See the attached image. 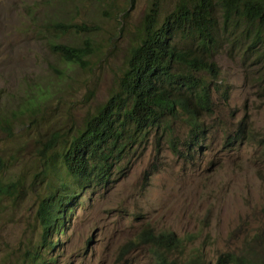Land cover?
Instances as JSON below:
<instances>
[{
    "label": "rangeland",
    "instance_id": "obj_1",
    "mask_svg": "<svg viewBox=\"0 0 264 264\" xmlns=\"http://www.w3.org/2000/svg\"><path fill=\"white\" fill-rule=\"evenodd\" d=\"M159 1L161 18L174 0ZM148 3L0 0V121L7 116L10 123L0 127L5 160L0 178H17L21 189L31 190L24 197L0 196V264H154L143 245L119 251L146 223L155 230L191 233L188 250L199 247L206 258L237 248L249 234L264 237V147L258 144L264 141V99L253 93L236 60L221 54L216 61L229 94L226 105L215 107L211 147L182 159L163 142L149 140L144 150L139 145L127 156L129 168L121 178L107 190L85 192L63 218V228L52 226L40 242L35 207L42 154L36 146L45 147L53 132L59 138L70 135L84 109L104 99ZM57 20L90 23L95 31L57 37ZM84 37L89 54L83 67L60 63L48 48L50 41L78 43ZM39 86L47 90L45 98L33 110L19 111ZM242 116L249 125L243 140L234 134ZM59 173L48 170L51 179ZM51 239L55 244L49 245Z\"/></svg>",
    "mask_w": 264,
    "mask_h": 264
},
{
    "label": "trees",
    "instance_id": "obj_2",
    "mask_svg": "<svg viewBox=\"0 0 264 264\" xmlns=\"http://www.w3.org/2000/svg\"><path fill=\"white\" fill-rule=\"evenodd\" d=\"M160 5L159 0H149L123 67L104 99L92 109H84L70 135L59 138L53 132L44 141L45 147L37 144L48 193L35 207L40 242L48 225L63 220L74 207L77 189L97 192L110 188L124 175L127 156L139 145L144 150L149 140L163 142L182 159L191 151L211 147L215 107L226 105L229 94L216 56L234 58L253 93L264 99V0H174L172 8L158 18ZM80 24L60 22L56 26L62 28L61 33L87 30ZM48 47L62 64L85 65V42H49ZM60 77L58 74L56 79ZM46 92L39 86L19 111L33 110ZM0 127H10L7 116ZM248 127L242 116L236 119L234 134L243 140ZM225 129L224 123L220 136ZM258 144L264 147L262 139ZM51 158L63 170L53 182L48 177ZM4 163L0 155V171ZM15 182L21 183L17 178H0V196L16 190ZM188 243H192L191 233L155 230L146 223L119 251L143 245L154 264H264V253L258 254V250L264 252L260 233L244 236L237 248L218 251L212 258H206L199 247L188 250Z\"/></svg>",
    "mask_w": 264,
    "mask_h": 264
},
{
    "label": "clouds",
    "instance_id": "obj_3",
    "mask_svg": "<svg viewBox=\"0 0 264 264\" xmlns=\"http://www.w3.org/2000/svg\"><path fill=\"white\" fill-rule=\"evenodd\" d=\"M81 23L80 24V26H82V24H84V26H85V28H87V30H81V29H79V31H76V30H74V29H71V30H69V31H65L64 33H61V27H57V30H56V34H57V37H60V36H62V35H64V34H66V33H68V32H77L78 34H80V35H88V34H92V33H94V31H95V28H94V26L92 25V24H90V23H86V22H70V21H68V22H66V21H61V20H57V21H53V24H55L56 25V23ZM50 42H58V41H50ZM60 42H62V41H60ZM84 42H85V45H86V50H87V52H88V54H89V40H88V38L87 37H84V38H82L78 43H80L81 45H83L84 44ZM68 43V42H67ZM72 44H77V43H72ZM49 48V47H48ZM50 50V49H49ZM51 51V50H50ZM51 52H53V51H51ZM54 53V52H53ZM55 55H57V54H55ZM88 56V55H87ZM86 56V57H87ZM65 63V62H64ZM45 153H46V151H45ZM49 153L50 154H52L53 152H51V151H49ZM42 154V153H41ZM5 161V160H4ZM41 167H40V169H39V172L41 173V178H40V180H39V182H40V189H39V191H38V193L40 194V195H37V199H36V206H37V204L38 203H40L42 200H44L45 198H46V196H48V193H47V190H46V188H45V185H44V182H43V179H44V172H45V167H44V163H43V156H42V159H41ZM4 166H5V163H4ZM127 167V169H126V172H127V170H128V168H129V166H126ZM125 167V168H126ZM49 169H54V171H55V169H61V173H59L58 175H56V177L54 178V179H51L49 176V179H50V182H53L54 180H56L57 178H59L62 174H63V170H62V167L58 164V163H56L52 158L50 159V164H49ZM48 169V170H49ZM125 172V173H126ZM124 173V174H125ZM15 184H16V190H14V191H11V192H9L11 195H13L12 193H14V196H17L18 194H20L21 195V197H24V196H26L31 190H30V188H25V189H21V186H22V184L21 183H16L15 182ZM102 191V190H101ZM76 192H77V194H76V197H75V205L76 204H78L79 202H80V198H81V196L86 192V193H90V194H94L95 192H89V189L87 188V189H81L80 188V190L78 191V189L76 190ZM7 193V192H6ZM71 211H72V209H71ZM71 211H70V213H71ZM68 214V213H67ZM66 214V215H67ZM65 215V216H66ZM64 216V217H65ZM63 217V218H64ZM37 218V217H36ZM38 219V218H37ZM39 221V220H38ZM59 221V220H58ZM58 221L57 222H53V223H50L49 225H48V229L49 228H51L52 226H56V230H61L62 228H63V224H62V222H63V220H60L59 221V223H58ZM40 224V223H39ZM40 227H41V225H40ZM47 229V230H48ZM47 232V231H46ZM40 234H41V232H40ZM39 234V235H40ZM136 234V233H135ZM135 236V235H134ZM45 237H46V233H45V236H44V239L42 240V241H45ZM47 242H49V245H53V244H55V240H47ZM123 244V243H122ZM121 244V245H122ZM120 245V246H121ZM119 246V247H120Z\"/></svg>",
    "mask_w": 264,
    "mask_h": 264
}]
</instances>
